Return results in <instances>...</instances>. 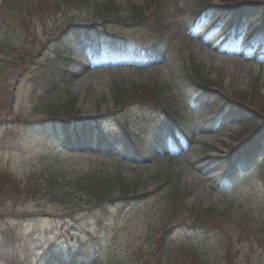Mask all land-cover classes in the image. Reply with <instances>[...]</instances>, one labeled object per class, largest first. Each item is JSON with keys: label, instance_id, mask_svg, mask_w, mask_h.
<instances>
[{"label": "rangeland", "instance_id": "1", "mask_svg": "<svg viewBox=\"0 0 264 264\" xmlns=\"http://www.w3.org/2000/svg\"><path fill=\"white\" fill-rule=\"evenodd\" d=\"M10 1L14 10L6 14L12 21L0 19V264H69L72 259L76 264H127L135 249L153 246L169 231L170 251L194 246L207 264L221 263L227 246L233 252L227 256L230 264H264L256 241L255 245L250 241L240 244L236 222H229L221 231L193 226L194 209H228L233 221L247 214L258 224L264 222V186L259 181L264 157L251 172H240L229 182L222 167L217 168L208 157L219 156L226 151L225 145L234 143L230 137L240 131L239 123L217 121L218 116L209 114L203 98L184 79L187 72L193 74L197 69L200 79L215 85L213 97L238 101L254 84L263 88L264 56L240 39L228 40L222 28L211 27V17L195 21L200 0H113L121 7L118 17L125 21L132 6L148 16L154 13L150 1L160 2L168 31L152 43L149 40L155 34L147 26L153 15L144 25L129 20L95 21L98 30L73 44L61 94L54 92L57 100L70 94L81 120L87 124L94 120V126L80 122L66 136L62 127L54 130H58L56 134L49 129L39 136L31 133L34 127L30 123L42 118L45 80L33 83L37 72L30 67L52 54L64 26L94 21L85 9H76L42 19L29 33L17 26L25 15L27 6L20 8L25 0ZM206 1L219 9L224 3ZM109 34L120 35L129 48L115 51L105 47ZM151 44L159 45L156 54L146 49ZM11 47L20 49L18 60ZM100 63L105 65L97 66ZM134 85L157 93L163 89L166 107L185 116L186 139L172 126L160 130V124L159 139L146 138L142 155L124 151L112 132L120 122L133 123L143 111L135 104L118 110L114 92L116 87ZM262 88L259 98L264 101ZM99 168L113 175L118 171L125 182L136 187L141 199L130 203L115 193L116 200L108 208H97L81 194H73L72 188ZM48 175L59 179L63 200L55 201L39 191L42 195L37 199L12 201L4 194L17 184L27 187L24 192L33 191L32 186L40 187V178ZM172 190L179 195L176 204L180 206L174 217L167 199ZM250 236L254 239V233ZM83 246L92 248V257L81 262L75 256ZM167 263L159 260V264Z\"/></svg>", "mask_w": 264, "mask_h": 264}, {"label": "trees", "instance_id": "2", "mask_svg": "<svg viewBox=\"0 0 264 264\" xmlns=\"http://www.w3.org/2000/svg\"><path fill=\"white\" fill-rule=\"evenodd\" d=\"M23 3L20 8L22 11L27 6L25 15L17 23V26H20L25 32L30 33V31L36 30L35 27L46 17L54 18L61 15V13L71 12L76 9H85L94 21L92 24L83 21L81 24L72 23L69 26H64L65 28L57 36L52 47V54L46 56V58H42L41 61H35L30 67V69L36 68L35 72H37L32 78L33 83L34 81L38 83L42 78L45 80V86L42 89V94H44L42 103L44 105L39 113L42 118L34 124L30 123L34 127L33 129L36 130L34 132H39V128H48L58 123L64 126L75 124L80 119L76 111V103L69 96L70 94L65 95L64 99L57 100L58 98H54V92L58 94L62 88L60 83L65 79L62 75L68 72L69 61H72L70 53L73 43L83 39L84 36L91 35L94 30H97V27L94 25L95 21L102 20L105 22L112 20L125 23L129 20L134 24L144 25L149 18L146 19L143 10L132 6L130 17L126 21L122 20L118 17L121 7L113 0L97 3H91L89 0H25ZM13 6L10 0L1 2L0 19L2 21H12L11 17L9 18L6 14V11L13 9ZM149 6L154 7V13L152 14L153 17L151 16V24H148L149 26L147 27L149 28L147 30L149 29L150 33L155 34L156 38H162L164 33L168 31L162 6L160 2L156 1H150ZM222 6V12L216 14V24L225 23V27L229 33L234 34H237L240 30H247L248 40H251V43L255 45L264 41V0H224ZM197 10H199L200 15L202 13L209 15L215 12L213 7H211V3L206 0H200ZM110 35L111 38L108 40L109 46L115 50L123 49L121 36L118 34ZM125 45L127 44L124 43L123 46ZM11 49L16 54L18 60L21 53L20 49L14 47H11ZM39 64L41 67L37 69ZM185 76L184 79L190 85H195L202 92L203 96L206 93L212 96V88L215 85L200 79L199 70L196 69V72L193 74L187 72ZM34 78L36 79L34 80ZM261 88L260 85L258 86V83L254 84L249 92L240 94L238 101L234 99L228 101V99H224L219 95L217 97L212 96L213 100L210 99L213 114L218 113L222 118L228 119L230 117L231 119L237 118L240 120V131L230 137L234 143L225 145L227 153L222 152L219 156L208 157L217 168L222 167V172L229 178L236 174L235 172L238 167L248 170L250 165L256 164L259 160L258 158L264 156V101L259 98ZM150 90V87H135L134 85L130 89H126L124 86L116 87L114 92V101L118 110H125L135 104L139 105V108L143 111L133 123L120 122L118 124L120 126L117 130H114L117 131L115 132L116 138L121 140L127 149L138 153L141 152L146 138H149L151 133L155 135L153 129H155L156 123L158 124L160 117L164 116L167 120L174 123H182L184 120V115L180 111L166 107L163 89L159 90L158 93ZM262 90H264V85ZM5 135H8V132L5 131ZM4 143L3 141V145ZM259 178L264 186V167ZM40 179L42 180L38 183L40 187L33 185V191L27 189L24 192L27 187L23 188L22 185L18 186L17 184L16 188L5 190L4 194L12 201L21 197L25 199L28 197L37 199L44 192L47 193L45 196L50 195L51 199L55 201H59V199L63 200V193L58 190L62 189L59 179L53 175L42 176ZM31 181V183L35 182ZM72 190H74L73 194H81L80 197L84 196L91 205L93 204L97 208H107L109 204H112L116 200L114 198L115 193H118L117 197L125 198L130 203L140 199L137 195L136 187H132L131 184L125 182L118 172L113 175V173L108 174L104 171H94V173L86 176L84 180L74 186ZM176 194L177 192L172 190L167 195L172 217L180 210V206L176 204L179 195L177 196ZM192 213V217H194L193 226L205 228L209 231L215 229L221 231L229 222H236L239 232H235V236L241 242L240 244L250 241L255 245L254 241H256L264 255V222L258 224L251 220L247 214L240 215L236 218V221H233V216L229 213L228 209L225 211H214L213 209L199 211L194 209ZM100 224H102L101 220ZM252 229L257 232L255 233ZM171 232L169 231L165 236H160L153 246L135 249L132 253L131 261L127 264H159V260L161 259L168 261L169 264H207L201 251L194 246H180L179 248H172L173 251H170L168 246ZM251 233H254V239L250 236ZM228 240L231 241L230 238ZM230 253H233L232 248L227 246L226 253L224 252V260L219 264H230L227 258Z\"/></svg>", "mask_w": 264, "mask_h": 264}, {"label": "bare ground", "instance_id": "3", "mask_svg": "<svg viewBox=\"0 0 264 264\" xmlns=\"http://www.w3.org/2000/svg\"><path fill=\"white\" fill-rule=\"evenodd\" d=\"M105 64L104 63H100L98 64L97 66H104ZM85 67V66H84Z\"/></svg>", "mask_w": 264, "mask_h": 264}]
</instances>
